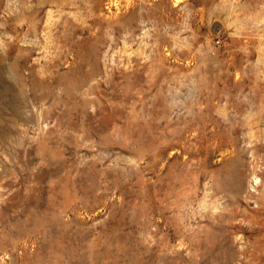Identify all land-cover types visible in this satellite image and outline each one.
Here are the masks:
<instances>
[{
    "label": "rangeland",
    "instance_id": "374dc122",
    "mask_svg": "<svg viewBox=\"0 0 264 264\" xmlns=\"http://www.w3.org/2000/svg\"><path fill=\"white\" fill-rule=\"evenodd\" d=\"M0 264H264V0H0Z\"/></svg>",
    "mask_w": 264,
    "mask_h": 264
},
{
    "label": "bare ground",
    "instance_id": "6f19581e",
    "mask_svg": "<svg viewBox=\"0 0 264 264\" xmlns=\"http://www.w3.org/2000/svg\"><path fill=\"white\" fill-rule=\"evenodd\" d=\"M171 1V0H170ZM163 2V1H162ZM176 2V1H175ZM178 2V1H177ZM161 3V2H160ZM173 3V2H172ZM165 6V5H164ZM174 6V5H173Z\"/></svg>",
    "mask_w": 264,
    "mask_h": 264
},
{
    "label": "water",
    "instance_id": "95a60500",
    "mask_svg": "<svg viewBox=\"0 0 264 264\" xmlns=\"http://www.w3.org/2000/svg\"><path fill=\"white\" fill-rule=\"evenodd\" d=\"M166 2H169V0H166Z\"/></svg>",
    "mask_w": 264,
    "mask_h": 264
}]
</instances>
